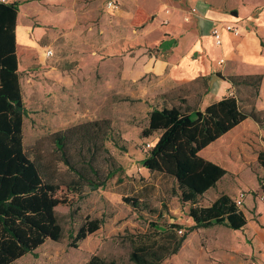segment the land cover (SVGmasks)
I'll return each mask as SVG.
<instances>
[{
  "label": "rangeland",
  "instance_id": "374dc122",
  "mask_svg": "<svg viewBox=\"0 0 264 264\" xmlns=\"http://www.w3.org/2000/svg\"><path fill=\"white\" fill-rule=\"evenodd\" d=\"M18 1L21 3L18 11L19 25L26 23L31 28V39L39 43V46L33 48L19 45L22 67L28 58L34 60L21 73L24 101L30 109L23 123L24 147L30 156L56 165L59 180L69 181L72 174L60 161V153L56 150L52 135L73 125L67 118L68 111L79 105L76 104V93L72 92L70 97H64L70 104L64 105L65 108L61 110L58 81L55 79L48 83V76L44 73L52 70V67L65 72L74 58H79L84 52L89 54L91 51L83 50L81 43L99 42L101 46H108L113 42L112 29L111 26L102 25L103 0ZM213 1L219 7L239 13L234 16L255 13L264 7V0ZM47 48H52L55 56L45 58L43 52ZM102 56L110 59L113 54L102 52ZM103 83L106 84L105 79ZM47 96L48 114H44L41 107L45 105L42 101ZM238 97L244 106L251 109L252 100L248 99L247 91L242 89ZM101 104L95 110L101 109L99 114H111L113 136L106 141V145L116 162L126 169L124 182L118 183L114 177L103 188L93 190L86 186L80 193L69 192L65 186L62 187L60 194L65 201L55 209V234L40 248L14 264H85L93 254L108 261L113 260L116 264H135L130 260V253L134 241L140 235L161 238L163 233L156 228L163 231L170 228V224L179 223L184 226L178 231L180 236L195 223L188 215L189 205H183L175 192V181L142 166L141 160L146 156L148 148L146 144L149 142L151 146L153 141L151 137L141 136L147 120L145 113L131 109L125 111V100L117 94H114L113 108L109 109V103L102 99ZM221 142L220 146L217 143L208 148L209 155L227 167L230 174L202 197L201 203L204 205L220 193L228 192L236 198L242 190L253 192L260 180L264 183V168L259 163V154L264 152V127L249 119L227 133ZM99 164L104 173L108 171V161L100 159ZM124 196H141L149 204L148 208L136 212L123 200ZM89 218L103 219L100 229L73 246L71 236L76 235L80 226ZM231 231L234 232L222 225L193 228L180 250L166 257L160 264H236L243 260L244 253L237 235Z\"/></svg>",
  "mask_w": 264,
  "mask_h": 264
},
{
  "label": "trees",
  "instance_id": "16d2710c",
  "mask_svg": "<svg viewBox=\"0 0 264 264\" xmlns=\"http://www.w3.org/2000/svg\"><path fill=\"white\" fill-rule=\"evenodd\" d=\"M19 1L0 0V264H14L28 253L40 248L56 231V207L65 201L62 187L80 193L83 188L105 187L116 177L123 183L126 169L118 164L106 145L113 136L110 118H98L75 123L52 135L59 159L72 174L70 180H59L56 165L32 157L23 143V121L28 114L22 95L16 44ZM236 89L234 95L224 96L205 110L187 111L182 106H157L149 113V124L141 132L144 138L160 133L159 140L147 148L142 166L150 172L172 178L180 202L188 206L194 224L178 235L184 226L170 224L158 230L163 237L140 235L134 241L130 260L135 264H160L177 253L193 228L224 225L229 229H244L248 220L235 198L224 192L209 204H202L204 195L218 186L229 172L225 167L204 159L200 152L210 143L251 118L264 127V111L255 100L260 95L263 74L222 76ZM244 89L252 102L251 109L241 103L238 93ZM117 145V141H115ZM100 159L109 162L104 173ZM264 168V152L259 154ZM264 191V183L260 180ZM134 211L148 208L141 196H124ZM103 219H86L72 245L99 230ZM85 264H116L97 254Z\"/></svg>",
  "mask_w": 264,
  "mask_h": 264
},
{
  "label": "crops",
  "instance_id": "0c3cea01",
  "mask_svg": "<svg viewBox=\"0 0 264 264\" xmlns=\"http://www.w3.org/2000/svg\"><path fill=\"white\" fill-rule=\"evenodd\" d=\"M118 1V8L108 9L107 0H103L101 10L104 17L102 25L111 26L112 43L108 46H101L99 42L81 43L83 50L91 51L89 54L84 52L79 58H74L65 72L52 67V70L44 73L48 76V83L55 79L58 81L61 110L70 104L65 101V95L70 97L72 92L76 93V104L79 107H72L68 111L67 118L71 123L98 119L99 115L101 119L112 118L111 114L105 112L99 114L101 109L97 111L95 108L102 105L101 99L109 103V109L113 108L114 94H117L125 100V111L131 109L145 113V127L149 124V113L157 106L166 104L182 106L187 111H203L224 96L234 95L236 89L220 75L264 76V7L255 13L234 16L239 13L219 7L213 0ZM193 7L196 11L191 13ZM186 16H190L189 21L184 20ZM17 22L16 44L21 82V73L34 60L28 58L22 67L19 45L33 48L39 46V43L31 39V28L26 23L19 25V13ZM228 23L239 27L240 33L235 35L225 29L224 25ZM215 28L220 29V45L213 35ZM102 52L113 56L105 59ZM53 56L55 52L50 57ZM221 59L225 61L220 63ZM57 73H61L58 78ZM104 79L107 85L103 83ZM21 86L23 89L22 82ZM25 91L29 94L28 88ZM42 104L43 113L48 114V96L43 98ZM26 105L29 113L30 109ZM255 106L264 111V79ZM226 134L210 143L200 155L225 167L209 155L208 148L217 143L220 146ZM159 136L160 133L156 132L150 144L154 145ZM241 207L248 224L244 229L231 231L237 235L244 253L243 260L236 264H264V191L260 184L256 185L253 192L246 191Z\"/></svg>",
  "mask_w": 264,
  "mask_h": 264
},
{
  "label": "built area",
  "instance_id": "2783aa9c",
  "mask_svg": "<svg viewBox=\"0 0 264 264\" xmlns=\"http://www.w3.org/2000/svg\"><path fill=\"white\" fill-rule=\"evenodd\" d=\"M2 1H7V0H2ZM106 6L108 9H116L119 7V1L118 0H107L106 2ZM196 11V8L193 7L191 8V13L192 12H195ZM185 21H189L190 20V16H186L184 18ZM224 28L227 29L228 31L232 32L233 34L235 35H238L240 32H239V27L233 25L232 23H228V24H225L224 25ZM220 29L218 28H215V30H213V35L214 37L216 38V42L217 44H221V36H220ZM53 50L48 48L46 49L44 52H43V55L47 56V57H50L53 55ZM225 60L224 59H221L220 63L224 62ZM147 147H149V142H147ZM151 148V147H149ZM246 198V191L242 190L238 193V195L236 196L235 198V201L238 205H243V201L245 200Z\"/></svg>",
  "mask_w": 264,
  "mask_h": 264
},
{
  "label": "bare ground",
  "instance_id": "6f19581e",
  "mask_svg": "<svg viewBox=\"0 0 264 264\" xmlns=\"http://www.w3.org/2000/svg\"><path fill=\"white\" fill-rule=\"evenodd\" d=\"M150 147V146H149Z\"/></svg>",
  "mask_w": 264,
  "mask_h": 264
},
{
  "label": "water",
  "instance_id": "95a60500",
  "mask_svg": "<svg viewBox=\"0 0 264 264\" xmlns=\"http://www.w3.org/2000/svg\"><path fill=\"white\" fill-rule=\"evenodd\" d=\"M237 14V13H236Z\"/></svg>",
  "mask_w": 264,
  "mask_h": 264
}]
</instances>
